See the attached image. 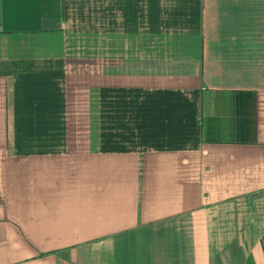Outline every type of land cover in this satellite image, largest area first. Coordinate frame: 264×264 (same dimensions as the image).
Listing matches in <instances>:
<instances>
[{
    "label": "crops",
    "instance_id": "1",
    "mask_svg": "<svg viewBox=\"0 0 264 264\" xmlns=\"http://www.w3.org/2000/svg\"><path fill=\"white\" fill-rule=\"evenodd\" d=\"M0 264H264V0H0Z\"/></svg>",
    "mask_w": 264,
    "mask_h": 264
}]
</instances>
